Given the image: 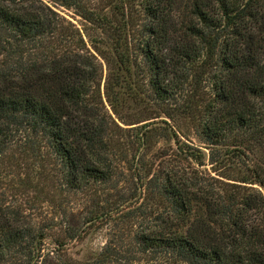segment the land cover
Here are the masks:
<instances>
[{
  "label": "trees",
  "instance_id": "16d2710c",
  "mask_svg": "<svg viewBox=\"0 0 264 264\" xmlns=\"http://www.w3.org/2000/svg\"><path fill=\"white\" fill-rule=\"evenodd\" d=\"M48 1L112 41V114L81 32L44 0H0V189L14 191L0 192V264H75L67 247L104 220L120 225L87 264H264V162L247 155L264 154V0H142L141 25L129 0ZM147 92L236 171L209 176L175 133V160L148 169L150 125H135L161 116L122 115Z\"/></svg>",
  "mask_w": 264,
  "mask_h": 264
},
{
  "label": "rangeland",
  "instance_id": "374dc122",
  "mask_svg": "<svg viewBox=\"0 0 264 264\" xmlns=\"http://www.w3.org/2000/svg\"><path fill=\"white\" fill-rule=\"evenodd\" d=\"M44 1L51 5L62 17L70 21L81 32L88 53L92 54L96 58L99 74H102L101 92L103 94L104 105L112 114V111L104 96L105 83L110 76V68L112 69V66H110L109 63L114 65L112 60H115L112 41L105 33L102 32L101 29L84 20L76 13V11L58 6L53 2H49L48 0ZM129 2L131 10L134 16L137 18H135L138 21L137 24L141 25L143 23V15L140 12V4L142 0H129ZM98 15L104 20H109L112 18L113 8H108L102 12H98ZM134 29L140 28L133 27L132 30ZM136 33H132L131 31L132 36L130 35V38L133 41L134 38H137L136 36H133ZM146 94H148L146 95L147 98H145L142 103H135L133 101H130L126 109L123 111L122 115L125 116L126 120L128 121H133L136 118L143 120L150 117L151 115H153V117H155L156 115L161 116L150 121L135 125L141 126L145 123H149L150 125L149 129L151 130L148 133L150 137L149 139H147L146 147L142 148L138 153L140 156L143 155L144 158L142 160V163L145 162V164L148 166V169L150 168L151 171L154 172L157 169L166 168L169 163H171L170 160H175L173 159L175 158L173 154L177 146L175 144V137L173 136V133H175L178 136L177 138L180 139L181 142L186 143L194 148H198L205 154V165L200 167V170L207 172L209 176L218 177V174H232V172L236 171V169L238 168L237 165L241 163L239 158H229L222 165V167L217 165V163L210 164V149L206 145L201 143V140L196 133L195 127H197L198 121L195 118L191 117L186 112L173 111V108H175V106H170L173 105V102L161 104L160 102L153 101L151 97H149L150 93L147 92ZM203 99L209 100V97L203 95ZM207 102L208 101L202 103V105L204 106ZM177 103H179V101H177ZM181 104H183V100H181ZM176 108H179V106H176ZM165 111H170L171 113H173L171 119L161 114V112ZM197 115H199V111L197 112ZM113 116L116 118L115 115ZM123 127L127 128L126 126ZM163 150L169 151V154H171L166 159L159 158V154ZM247 150V155L249 158H255L259 161L264 162V154L262 152V149L257 146V144H255L254 142L248 143ZM123 167H126V165H123ZM9 179H14V177L10 176ZM0 190V192L5 193L7 196L13 195L14 192L12 189H6V191H4V189ZM49 212L51 211L49 210ZM117 223L120 225L119 221L115 223H108L104 220L102 225L90 229L83 236L81 241L72 242L67 247V258L72 260L75 264H87L96 260L108 241V233L116 229L114 225H116ZM40 240H42V237H40ZM43 244L45 254L53 251L54 244L52 242V239H45Z\"/></svg>",
  "mask_w": 264,
  "mask_h": 264
}]
</instances>
